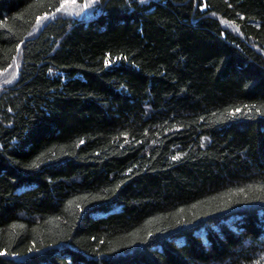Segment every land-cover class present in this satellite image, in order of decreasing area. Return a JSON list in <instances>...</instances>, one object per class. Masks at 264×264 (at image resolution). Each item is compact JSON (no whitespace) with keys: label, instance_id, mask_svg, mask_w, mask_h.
<instances>
[{"label":"trees","instance_id":"16d2710c","mask_svg":"<svg viewBox=\"0 0 264 264\" xmlns=\"http://www.w3.org/2000/svg\"><path fill=\"white\" fill-rule=\"evenodd\" d=\"M0 0V264H264V0Z\"/></svg>","mask_w":264,"mask_h":264},{"label":"rangeland","instance_id":"374dc122","mask_svg":"<svg viewBox=\"0 0 264 264\" xmlns=\"http://www.w3.org/2000/svg\"><path fill=\"white\" fill-rule=\"evenodd\" d=\"M96 6V0H63L58 9L47 16L39 18L35 24V29L38 28L40 24L55 15H64L68 17H86L90 15ZM17 71V61L15 60L11 66L0 72V89L11 83L16 76Z\"/></svg>","mask_w":264,"mask_h":264}]
</instances>
